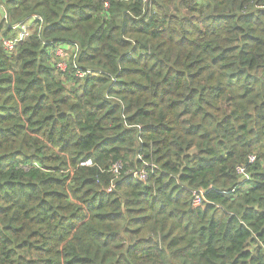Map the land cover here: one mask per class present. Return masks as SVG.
<instances>
[{"label":"trees","instance_id":"trees-1","mask_svg":"<svg viewBox=\"0 0 264 264\" xmlns=\"http://www.w3.org/2000/svg\"><path fill=\"white\" fill-rule=\"evenodd\" d=\"M0 3V264H264V0Z\"/></svg>","mask_w":264,"mask_h":264},{"label":"built area","instance_id":"built-area-1","mask_svg":"<svg viewBox=\"0 0 264 264\" xmlns=\"http://www.w3.org/2000/svg\"><path fill=\"white\" fill-rule=\"evenodd\" d=\"M0 8L4 9L1 3H0ZM31 26L32 24L30 22H22L16 25L15 27L20 29L19 36L13 39L7 38V37L3 38L2 41H3L5 49L8 51H13L15 47L17 46L18 42L25 39L28 36ZM68 47H69L68 44H64L58 47L55 51V55L58 58V60L56 61V65L61 70H65L68 64V61H67L68 56L66 52V49ZM87 72H90V71L78 70L77 73L79 76L84 77L87 74ZM255 160H256V155L250 154L248 157V164L240 165L237 167L238 173L241 176V184L246 183V181L250 179L251 172L248 170L247 166L253 164ZM146 165H149V164L146 163ZM121 167H122V164L120 162L115 163L111 167V171L114 173L115 177L117 178L120 174ZM133 177L138 180H146L148 177V172L145 169V167H143V168L135 170L133 172ZM114 186L115 184L112 183L110 189H112ZM208 191L209 190L202 189V188L192 190L194 207H205L206 203L208 202V199L206 197V194Z\"/></svg>","mask_w":264,"mask_h":264}]
</instances>
